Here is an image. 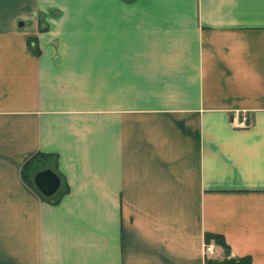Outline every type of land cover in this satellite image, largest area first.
Here are the masks:
<instances>
[{
  "label": "crops",
  "instance_id": "0c3cea01",
  "mask_svg": "<svg viewBox=\"0 0 264 264\" xmlns=\"http://www.w3.org/2000/svg\"><path fill=\"white\" fill-rule=\"evenodd\" d=\"M36 153L57 204L21 179ZM243 256L264 264V0H0V264Z\"/></svg>",
  "mask_w": 264,
  "mask_h": 264
},
{
  "label": "trees",
  "instance_id": "16d2710c",
  "mask_svg": "<svg viewBox=\"0 0 264 264\" xmlns=\"http://www.w3.org/2000/svg\"><path fill=\"white\" fill-rule=\"evenodd\" d=\"M27 45L33 54H37V49L34 40L28 39ZM33 45V46H32ZM57 156L55 154H44V153H36L32 157H30L21 167L20 175L22 181L29 186L33 191H35L38 196L50 204H57L61 197L68 192V187L65 183L60 184L58 191L50 198L43 197L34 187L32 183V176L39 171L43 170H51L58 177L62 178L60 173L56 168ZM205 243L213 242L215 245L222 248L224 253L228 254V246L225 244L222 236L217 234L206 233L204 235ZM205 264H251V259L249 256H243L238 259L233 258H224L222 260H212L206 259Z\"/></svg>",
  "mask_w": 264,
  "mask_h": 264
},
{
  "label": "water",
  "instance_id": "95a60500",
  "mask_svg": "<svg viewBox=\"0 0 264 264\" xmlns=\"http://www.w3.org/2000/svg\"><path fill=\"white\" fill-rule=\"evenodd\" d=\"M35 189L45 198L52 197L60 187L59 177L51 170L36 172L32 176Z\"/></svg>",
  "mask_w": 264,
  "mask_h": 264
},
{
  "label": "built area",
  "instance_id": "2783aa9c",
  "mask_svg": "<svg viewBox=\"0 0 264 264\" xmlns=\"http://www.w3.org/2000/svg\"><path fill=\"white\" fill-rule=\"evenodd\" d=\"M232 124L237 129H247L249 124L248 118L245 115H242L237 122L235 123L232 122ZM203 251L205 255H209V253L212 251V245L211 244L205 245Z\"/></svg>",
  "mask_w": 264,
  "mask_h": 264
},
{
  "label": "rangeland",
  "instance_id": "374dc122",
  "mask_svg": "<svg viewBox=\"0 0 264 264\" xmlns=\"http://www.w3.org/2000/svg\"><path fill=\"white\" fill-rule=\"evenodd\" d=\"M212 253V251L209 253V255Z\"/></svg>",
  "mask_w": 264,
  "mask_h": 264
}]
</instances>
